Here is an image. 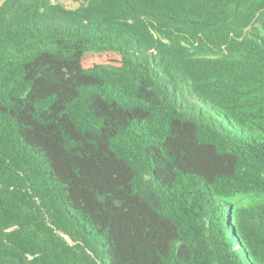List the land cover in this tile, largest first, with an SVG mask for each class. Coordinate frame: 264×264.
Listing matches in <instances>:
<instances>
[{
    "label": "trees",
    "instance_id": "obj_1",
    "mask_svg": "<svg viewBox=\"0 0 264 264\" xmlns=\"http://www.w3.org/2000/svg\"><path fill=\"white\" fill-rule=\"evenodd\" d=\"M0 0V264H264V0Z\"/></svg>",
    "mask_w": 264,
    "mask_h": 264
},
{
    "label": "rangeland",
    "instance_id": "obj_2",
    "mask_svg": "<svg viewBox=\"0 0 264 264\" xmlns=\"http://www.w3.org/2000/svg\"><path fill=\"white\" fill-rule=\"evenodd\" d=\"M66 8L76 9L80 7V1L78 0H59Z\"/></svg>",
    "mask_w": 264,
    "mask_h": 264
}]
</instances>
